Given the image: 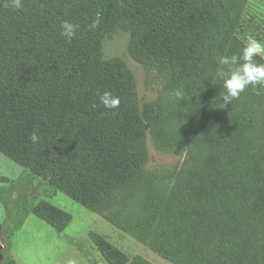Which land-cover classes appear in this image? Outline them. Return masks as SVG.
Returning <instances> with one entry per match:
<instances>
[{"label": "trees", "instance_id": "obj_1", "mask_svg": "<svg viewBox=\"0 0 264 264\" xmlns=\"http://www.w3.org/2000/svg\"><path fill=\"white\" fill-rule=\"evenodd\" d=\"M246 1L0 0V154L173 264H264V91L248 86L220 108L218 58L245 46L234 34ZM62 21L78 38L60 36ZM119 28L133 60L169 78L142 110L132 73L101 54ZM104 91L118 109L91 107ZM148 134L185 154L175 177L147 168ZM31 211L58 232L71 219L45 200ZM90 238L109 264H152Z\"/></svg>", "mask_w": 264, "mask_h": 264}, {"label": "rangeland", "instance_id": "obj_2", "mask_svg": "<svg viewBox=\"0 0 264 264\" xmlns=\"http://www.w3.org/2000/svg\"><path fill=\"white\" fill-rule=\"evenodd\" d=\"M235 37L246 44L252 36L264 43V0H247ZM129 32L117 29L101 42L104 60H120L132 73L139 107L156 101L169 85L166 73L139 64L129 54ZM147 168L175 177L182 168L184 153H170L155 147L151 136L146 137ZM23 171L21 174L18 171ZM0 264H109L90 238L94 232L123 252L129 261L139 256L152 264H173L151 250L134 236L109 222L101 214L92 212L60 191L42 181L35 180L30 172L0 154ZM15 191L17 194H15ZM15 195V196H14ZM13 196V198L11 197ZM45 200L70 214L67 226L58 232L33 215L31 209ZM9 213L10 223L5 222ZM8 233L4 234V229Z\"/></svg>", "mask_w": 264, "mask_h": 264}, {"label": "clouds", "instance_id": "obj_3", "mask_svg": "<svg viewBox=\"0 0 264 264\" xmlns=\"http://www.w3.org/2000/svg\"><path fill=\"white\" fill-rule=\"evenodd\" d=\"M24 6V0H10V7L13 10H22ZM41 7H45V4H41ZM101 17L99 13H96L91 19L89 28L95 30L99 27ZM77 24L69 21H62L60 25V36H62L67 42H71L73 39L78 38ZM264 58V43H261L252 36L246 38V44L241 50L239 56L232 55L220 56L218 58L219 65L228 66V71L225 73L220 71V76L223 78V86L225 88V94L222 96V104L220 108H225L230 105L233 100L239 99L240 95L248 86H252L257 89V94L264 91V64H258L255 62L254 57ZM242 61V63H241ZM257 86H259L257 88ZM170 96L175 98L181 97L180 91H174L169 93ZM98 103L94 102L91 107L95 109L98 105L103 106L105 109L116 110L120 107L121 98L118 95H114L111 91H104L97 96ZM29 139L33 145L39 144L41 137L36 131H33Z\"/></svg>", "mask_w": 264, "mask_h": 264}, {"label": "crops", "instance_id": "obj_4", "mask_svg": "<svg viewBox=\"0 0 264 264\" xmlns=\"http://www.w3.org/2000/svg\"><path fill=\"white\" fill-rule=\"evenodd\" d=\"M2 155V154H1ZM14 163V162H13ZM22 168V167H21ZM23 171L21 170V171H18V173H22ZM0 187H2V186H0ZM12 192H15V191H12ZM15 194H17V192H15ZM15 196V195H14ZM12 198H13V196H11ZM10 217L11 216H9V213H8V211H7V213L5 214V222L8 220V223H10ZM4 223V221L2 222V223H0V229H1V227H2V225H4L3 224ZM1 233V232H0ZM8 233V231H7V229L5 228L4 229V234L6 235Z\"/></svg>", "mask_w": 264, "mask_h": 264}]
</instances>
